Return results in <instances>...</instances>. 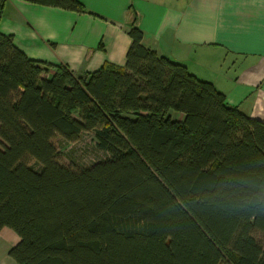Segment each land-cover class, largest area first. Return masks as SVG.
I'll list each match as a JSON object with an SVG mask.
<instances>
[{"label": "trees", "instance_id": "trees-1", "mask_svg": "<svg viewBox=\"0 0 264 264\" xmlns=\"http://www.w3.org/2000/svg\"><path fill=\"white\" fill-rule=\"evenodd\" d=\"M83 10L78 0H32ZM74 74L0 33V231L17 264H264V121L143 44ZM185 115L182 121L170 113ZM95 132L105 160L61 164ZM34 162L35 167L31 164Z\"/></svg>", "mask_w": 264, "mask_h": 264}, {"label": "crops", "instance_id": "crops-1", "mask_svg": "<svg viewBox=\"0 0 264 264\" xmlns=\"http://www.w3.org/2000/svg\"><path fill=\"white\" fill-rule=\"evenodd\" d=\"M83 10L32 0H0V33L25 55L74 74L124 68L131 25L159 56L185 64L226 101L264 121V0H78ZM170 115L182 121L183 113ZM20 238L0 231V264Z\"/></svg>", "mask_w": 264, "mask_h": 264}, {"label": "rangeland", "instance_id": "rangeland-1", "mask_svg": "<svg viewBox=\"0 0 264 264\" xmlns=\"http://www.w3.org/2000/svg\"><path fill=\"white\" fill-rule=\"evenodd\" d=\"M94 136V131L84 133L79 141L73 144H65L61 140H55L59 152L58 161L66 166L85 168L96 162L105 160L107 154L97 148L94 142ZM0 147H3L1 140ZM31 164L35 166L34 162H31ZM253 235L259 244H264V234L259 231H254Z\"/></svg>", "mask_w": 264, "mask_h": 264}]
</instances>
